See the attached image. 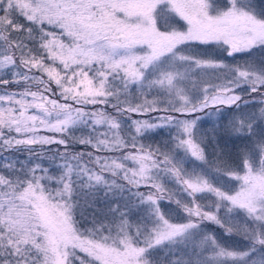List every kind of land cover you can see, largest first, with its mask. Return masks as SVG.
Here are the masks:
<instances>
[{
  "label": "snow or ice",
  "instance_id": "1",
  "mask_svg": "<svg viewBox=\"0 0 264 264\" xmlns=\"http://www.w3.org/2000/svg\"><path fill=\"white\" fill-rule=\"evenodd\" d=\"M200 45L264 51V9L0 0V153H28L0 164V264H264V106L248 110L264 105V61L228 64ZM219 106L238 113L221 129L243 141L234 158L214 149L210 159L201 117L188 118ZM157 128L170 141H139ZM45 145L63 151L47 156ZM44 159L61 161L58 174ZM87 208L91 227L77 219Z\"/></svg>",
  "mask_w": 264,
  "mask_h": 264
},
{
  "label": "rangeland",
  "instance_id": "2",
  "mask_svg": "<svg viewBox=\"0 0 264 264\" xmlns=\"http://www.w3.org/2000/svg\"><path fill=\"white\" fill-rule=\"evenodd\" d=\"M252 3L254 7L257 9V11L264 9V0H252ZM198 51H199V54L202 56L221 59L225 63L234 64V65L235 64L243 65L245 64V62L252 63V64H259L262 61H264V51H261L260 49L253 50L251 54L249 53L236 54L234 57H228L227 53L224 52L222 48H219L215 45H207V46L200 45ZM244 96L246 99L249 98L248 94H244ZM253 105L255 106L253 107ZM261 106H264V105H260L258 99L253 100L250 102V105L248 106V110L258 112V109ZM219 107L221 108L220 113H216L215 109L209 108V109H206L205 112L203 113H195L193 114V116H189L188 118L191 119L194 116L201 117V119L198 121V129L200 133L206 134L207 136L206 151L209 154L210 159L213 158L212 154H213L214 149L218 151H223L225 153H229L231 157L234 158L240 146L243 144V141L237 140L235 139V137H229L225 135L221 129L228 124V122L232 119L234 115H237L238 113L233 110L234 106H233V109H230L227 106H219ZM30 114H31V110H30ZM173 115H178V114L173 113ZM150 117H154V116H150ZM132 119H148V118L137 117V118H132ZM213 129H215L218 134L216 136L218 145L216 143H208V140L212 139ZM171 131L174 133L175 129H172ZM41 134L53 135V133H44V132H42ZM139 141L144 144H150L152 145L153 148H155L158 144L163 145L165 141H170L169 130L166 128H157L156 130L149 131L145 133L144 136L139 137ZM54 163L58 164V163H61V161L54 162ZM54 163L50 162V164L46 167H49L53 173L58 174L57 169L54 167ZM223 179L227 180L228 178L224 177ZM96 206L98 205L96 204ZM105 206H106V203H105ZM102 209L106 210V207ZM77 212H79V210ZM92 213H93V208L85 209V215L88 217L87 220H83L79 215L82 223H86L89 227L92 226L91 225ZM96 215H97V219L101 218L98 212L96 213ZM204 227L207 231L214 232L218 236H220L223 231L222 229H219L218 226L208 223V222H205ZM241 240H242V237L240 236H233L231 238H226V242L233 247H239ZM158 259L166 260V259H170V257L165 256L164 252L161 251L159 253Z\"/></svg>",
  "mask_w": 264,
  "mask_h": 264
},
{
  "label": "trees",
  "instance_id": "3",
  "mask_svg": "<svg viewBox=\"0 0 264 264\" xmlns=\"http://www.w3.org/2000/svg\"><path fill=\"white\" fill-rule=\"evenodd\" d=\"M4 86H0V88H3ZM9 90H19V89H16L15 88V85H9L7 86ZM53 87H55V85H53ZM30 99V98H29ZM5 107L7 105H4ZM109 111H111V109H109ZM158 114L157 113H149L145 116H137V115H133L132 118H137V117H141V118H149L150 116H157ZM13 135H15L13 133ZM77 135H79V133H77ZM36 147H39V146H36ZM60 148L61 151H63V146H58V145H45L44 148L46 150V155L47 156H50L52 155L53 153L52 152H48L47 149H56V148ZM70 148L72 150H75V151H81L83 146L79 145V144H76V145H72L70 146ZM4 157H8L9 159H15L17 161H20V162H23V161H26L28 159V153L26 152H4V153H0V164L3 163L4 161ZM55 162H59V160L57 159ZM44 165L45 166H48L50 164V161L48 159H44L43 161ZM96 204L98 206H96V208H99V209H102V208H105V201L103 199H98L96 201ZM88 211V210H87ZM95 211V209L93 208V212ZM77 219H80L79 217V212H77Z\"/></svg>",
  "mask_w": 264,
  "mask_h": 264
}]
</instances>
